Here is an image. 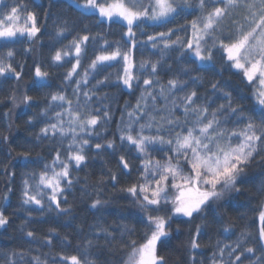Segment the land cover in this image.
I'll list each match as a JSON object with an SVG mask.
<instances>
[{
  "label": "snow or ice",
  "instance_id": "snow-or-ice-1",
  "mask_svg": "<svg viewBox=\"0 0 264 264\" xmlns=\"http://www.w3.org/2000/svg\"><path fill=\"white\" fill-rule=\"evenodd\" d=\"M32 3L33 7H29V0H0V77L4 80L14 78L19 82L23 76L24 65L14 62L18 53L13 45L27 43L23 52L31 53L32 45L44 35L40 18L43 6L35 0ZM74 3L81 17L93 19L101 29L107 25L108 31L93 34L87 25L75 31L64 20L50 37L54 48L50 63L45 66L34 62L32 85L36 89L49 86L50 69L70 65L62 78V87L74 85L75 100L62 90L45 97L47 103L39 115L47 119L36 139L50 138L61 145L66 142L67 148H55L53 156L44 158L39 172L24 174L21 203L43 209L46 198L49 212L55 205L56 211L68 214L70 208L62 207V201L67 203L65 192L74 183L72 170L85 164L89 146H94L97 154L107 149L112 150L111 155L118 154L115 139L105 138V143H93L89 139L99 137L102 121L106 124L111 119L110 111H104L101 116V110L92 108L90 101L96 89L111 81L112 73L96 79L91 88L84 87L90 83L89 77L95 79L108 68H115L116 81L130 92L140 86L141 80L143 87L135 107L127 111L128 120L122 118L117 124L120 151H127L118 155L117 170H110L108 180L115 188L121 175L128 178L119 191L126 194L125 198L141 214L143 233L134 238V229L126 224L98 225L94 236L83 245L78 244L79 251L75 253L60 251L50 260L48 254H33L26 260L28 253L21 250L12 253L7 264H20V261L108 264L106 259L102 260L105 250L120 256L117 264H166L160 247L170 242L172 224H191L201 219L205 223L196 225L194 235L190 230L188 240L189 261L196 264L197 250L201 247L199 237L209 227V214L211 224L223 223L217 219L213 205L222 207L220 202H226V197L234 200L233 193L241 194L253 166L261 169L256 189L257 197L262 198L257 209L259 231L242 230L232 243L217 241L211 264H245L246 261L264 264V0H74ZM49 16L50 9H45V22ZM181 16L194 18L180 28L157 31ZM149 28L153 31H146ZM113 29L119 32V39H109ZM144 36L146 39H141ZM65 40L68 42L64 43ZM57 44L60 46L55 47ZM148 48L158 50L161 58L137 62L136 53L143 55ZM169 52H178L186 64L192 65L183 70L188 79L173 76L166 84L160 82V67ZM217 57L222 68L240 76L250 89L255 101L251 108L238 105L232 93L223 90L218 81L210 84L211 95L222 92L224 102L214 108L215 101L210 98L201 102L199 89L193 87L201 78L192 72L210 70ZM9 99L15 104V93ZM160 100L164 104L158 107ZM32 101L33 97L25 93L21 102L31 107ZM27 123L31 125L33 120L30 118ZM4 139L7 141L8 137ZM19 157L16 165L19 167L40 162L30 158L31 151L23 144ZM130 160L138 161V165ZM5 171L11 183L15 173ZM133 171L135 179H131ZM98 183L102 185L105 181L101 178ZM12 191V187L7 188V192ZM8 199L5 195L4 200ZM105 203L98 196L90 208L99 211ZM8 224V217L0 211V228ZM179 230L177 227L176 231ZM224 233L229 234L225 239L235 235L232 222L224 224L221 234ZM26 235L34 239L36 233L29 230ZM54 235L55 229H50L46 238L48 246L53 245ZM63 244L65 248L70 246V239L65 238ZM93 249L97 250L95 254Z\"/></svg>",
  "mask_w": 264,
  "mask_h": 264
},
{
  "label": "trees",
  "instance_id": "trees-1",
  "mask_svg": "<svg viewBox=\"0 0 264 264\" xmlns=\"http://www.w3.org/2000/svg\"><path fill=\"white\" fill-rule=\"evenodd\" d=\"M11 2V0H8ZM35 3L41 4L43 7L40 9V18L44 24V35L40 41L32 45L34 49L31 53H24L23 48L28 47L27 43L14 44L18 55L14 61L16 64H23V76L19 82L14 78L4 80L0 77L3 84L0 85V211L4 213L9 219V224L0 228V264H7L8 259L12 253L20 252L21 250L28 253L25 259H30L31 255L44 256L48 254L50 260L58 252L64 251L65 253H75L79 251L77 245H83L87 239L94 236L96 226H117L126 224L130 229H134V238L139 237L143 233V224L141 223V214L134 204L125 198L126 194L119 191L120 187L128 182V178L121 175L120 183L113 188L111 181L108 180L110 170H117L118 155L124 154L127 149L120 151L119 134L117 131V124L123 118L124 121L128 120L127 111L135 107L136 100L140 96V88L143 87V80L139 82V87L134 91H129L122 84L116 81L115 68H108L106 72L95 79L89 77L90 83L85 88H91L96 83V79H103L104 75L112 73L111 81L96 89V95L92 97L90 106L92 108H99L101 111L99 115L103 116L104 111L111 112V119L105 124L102 121L99 137H89L91 141L105 143V138L115 139L117 144V155H111L112 150L107 149L97 154L94 146H89L87 150L88 159L80 168H73V185L67 189L65 196L67 203H63L62 207L70 208L68 214L60 213L55 210V205H52L53 211L49 212L47 207V199L45 198L46 206L43 209L37 208L35 205H23L21 203V188L22 179L25 173H30L33 170L39 172L43 167L44 158L54 155L55 148H67V143L63 145L58 140L42 139L37 140L36 137L40 129L45 126L46 117H41L39 112L45 107L47 101L45 99L50 93L58 90L64 91L70 98L75 100L72 95V87L64 89L62 87V78L70 65L64 67H53L50 69L51 76L47 83L48 87L36 89L32 85L34 77L33 65L34 62L39 61L45 66L50 63V55L52 54L53 42L50 39L54 36V30L57 25L63 23L64 20L69 22V26L75 31L83 29L86 25L89 26L92 33L95 34L99 31H108V26L105 25L103 29L95 24L91 18H84L79 15L75 7L74 0H35ZM29 7H33L32 0H29ZM50 9V16L48 20L44 21V10ZM194 17L184 16L179 17L177 20L168 24L165 28H159L157 31H166L167 28H180ZM75 31L73 34H75ZM146 31L152 32L153 29L149 28ZM184 35L183 32L180 33ZM119 32L116 29L112 30L109 36L110 40L119 39ZM175 38V37H173ZM68 39H71L69 35ZM146 39V36L141 37ZM68 41L65 40L64 43ZM60 45H55L59 47ZM136 61L142 59H150L156 61L160 59V52L148 48L143 55L139 52L135 55ZM163 60L159 72V80L161 83L167 82L173 76H179L182 79H188L184 75L185 68H191V64H186L184 59L179 57L178 52H169ZM171 65V70H169ZM150 71V69H149ZM192 75H199L201 82L193 87L199 89L201 102L206 98L215 101L212 107L224 102L222 92H217L214 96L210 84L219 82L223 90L230 91L233 95V100L243 106L245 109L251 108L255 101L252 99L251 91L241 82V77L238 75L230 74V70L222 68L217 57V62L214 67L205 72H192ZM158 92V87L156 88ZM15 93V104L9 99ZM27 93L33 97L32 106L24 105L22 101L23 95ZM183 95V93H177ZM98 97L102 99H98ZM83 100V96H81ZM151 103V101H149ZM164 104L160 100L158 107ZM67 107V105H65ZM182 114V113H181ZM54 115V113H52ZM33 120L29 125L27 121ZM4 137H8L5 141ZM31 151V159L40 161L36 165H29L27 168L16 166L17 162L21 159L19 152L21 147ZM130 163L138 165V161ZM7 173H15L11 178ZM261 169L253 166L250 168L246 182L242 185V193L235 194L233 200L231 197H226V202H220L222 207L216 209L217 219H221V224H211V214H209V227L205 228L204 234L199 237L201 247L197 250L196 264H211V258L217 241L221 244L232 243L242 230L248 229L258 233L259 219L257 209L262 198L257 197L256 189L260 182ZM104 179V184H99L98 181ZM131 179H135V171ZM12 187V192H7V188ZM100 188L102 190L97 191ZM9 197L4 200V196ZM101 198L106 201L102 208L91 209L90 204L95 198ZM232 222L233 232L235 235L231 239H225L228 233H222L224 224ZM205 223L201 219H197L191 224L177 225L172 224V238L169 243L160 247V254L166 258V264H190L188 256V240L189 232L195 234L197 224ZM179 227V231L176 229ZM50 229H55L56 235L52 236L54 241L53 245L46 244V238L49 236ZM34 231L36 236L34 239H29L26 235L27 231ZM65 238L70 239L71 244L67 248L64 247L63 241ZM117 239L119 240V233L117 232ZM128 238L125 237V240ZM103 244V240H100ZM118 247V245H117ZM97 252L93 249V253ZM259 255V252H257ZM19 260V257H17ZM106 259L108 264H117L120 259L118 254H110L107 250L102 255V260ZM228 257L225 256L224 260L227 261ZM255 259V257H253ZM23 264V261H20ZM245 264H248L246 261Z\"/></svg>",
  "mask_w": 264,
  "mask_h": 264
},
{
  "label": "rangeland",
  "instance_id": "rangeland-1",
  "mask_svg": "<svg viewBox=\"0 0 264 264\" xmlns=\"http://www.w3.org/2000/svg\"><path fill=\"white\" fill-rule=\"evenodd\" d=\"M261 225H260V222H259V227H260Z\"/></svg>",
  "mask_w": 264,
  "mask_h": 264
}]
</instances>
